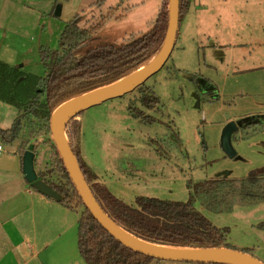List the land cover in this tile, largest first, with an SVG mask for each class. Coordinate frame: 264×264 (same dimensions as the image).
I'll return each mask as SVG.
<instances>
[{"label": "rangeland", "instance_id": "rangeland-1", "mask_svg": "<svg viewBox=\"0 0 264 264\" xmlns=\"http://www.w3.org/2000/svg\"><path fill=\"white\" fill-rule=\"evenodd\" d=\"M163 1L0 0V63L23 77L43 78L40 49L57 50L68 24L84 31L101 25L76 51L83 57L91 48L119 47L150 31ZM180 23L166 67L143 88L158 104L142 106L134 94L64 128L67 144L74 146L93 182L127 207H137L140 197L186 203L200 182L226 178L238 183L264 169V128L236 133L232 144L240 159L228 158L220 145L228 122L264 114V0H193ZM17 115L16 107L0 101L1 130L11 128ZM22 138L10 145L0 142V217L23 200L20 190L13 195L14 187L39 195L22 172L8 179L9 172L20 169ZM34 140L44 142L34 162L39 172L51 163V149L47 137ZM194 205L229 247L264 263V230L257 228L264 222V202H236L222 213ZM65 210V221L43 226L42 243L48 246L32 264H86L77 246L80 210ZM18 221L27 225L26 217ZM40 227L33 225L35 232Z\"/></svg>", "mask_w": 264, "mask_h": 264}, {"label": "trees", "instance_id": "trees-1", "mask_svg": "<svg viewBox=\"0 0 264 264\" xmlns=\"http://www.w3.org/2000/svg\"><path fill=\"white\" fill-rule=\"evenodd\" d=\"M193 0H180L181 22ZM168 0L163 1L150 31L131 39L119 47L111 45L89 49L83 57L75 53L97 34L101 25L81 30L75 22L68 24L58 43L57 50L40 49V61L45 77H23L17 69L0 63V101L18 109L11 128L0 129V142L12 144L20 134L18 146L20 158L27 145L37 137H47L45 145L51 149V163L38 177L69 199L70 209H79L77 222L78 251L86 264H160L137 254L118 243L90 215L68 177L56 149L50 140V118L56 108L63 104L115 86L146 68L159 53L167 31ZM136 98L142 106L152 108L158 104L156 97L139 90ZM252 125L240 131L246 135L256 132ZM26 130V132H25ZM252 132H251V131ZM249 131V132H248ZM236 133L233 135V139ZM80 170L106 214L131 235L157 245L173 248L229 247L222 232L213 226L195 208L199 203L204 209L222 213L231 211L236 202L258 204L264 202V169L252 171L246 179L235 182L226 178L205 180L193 186V193L186 203L167 202L140 197L137 207H127L114 200L98 185L95 178L80 163L79 155L69 145ZM49 178H46V176ZM53 176V178H50ZM56 176V177H55ZM257 228L264 230V222Z\"/></svg>", "mask_w": 264, "mask_h": 264}, {"label": "water", "instance_id": "water-1", "mask_svg": "<svg viewBox=\"0 0 264 264\" xmlns=\"http://www.w3.org/2000/svg\"><path fill=\"white\" fill-rule=\"evenodd\" d=\"M179 2L180 0H168L167 2V31L165 39L155 59L144 68L146 69L145 72L131 81L125 83L127 79L108 88L112 90L102 97L82 103L74 100L56 108L50 118V140L86 210L108 234L128 250L160 262L264 264L248 253L226 247L173 248L149 243L131 235L118 226L102 209L81 172L70 146L65 143L62 137L64 128L69 122L99 108L129 99L166 67L178 35L180 24ZM59 10L60 6L56 8L57 14H59ZM252 125H264V114L239 118L225 125L221 133L220 145L228 158L240 159L232 144L233 135ZM43 143L42 141L34 140L27 145L21 158V172L25 181L36 192L68 207L69 199L38 177L34 162L37 148Z\"/></svg>", "mask_w": 264, "mask_h": 264}, {"label": "crops", "instance_id": "crops-1", "mask_svg": "<svg viewBox=\"0 0 264 264\" xmlns=\"http://www.w3.org/2000/svg\"><path fill=\"white\" fill-rule=\"evenodd\" d=\"M19 172H21V161L19 171L9 172L11 177L8 179H18ZM19 190L23 200L12 204L6 214L0 217V264L34 263L48 246L47 242L42 243L45 240L43 226L65 221L64 211L68 209L67 206L41 194L40 196L37 193L33 194L25 186L14 187L13 195ZM21 217H26L27 225L18 221ZM33 225L41 227L35 232Z\"/></svg>", "mask_w": 264, "mask_h": 264}, {"label": "bare ground", "instance_id": "bare-ground-1", "mask_svg": "<svg viewBox=\"0 0 264 264\" xmlns=\"http://www.w3.org/2000/svg\"><path fill=\"white\" fill-rule=\"evenodd\" d=\"M145 70L146 69H142L134 77H131L130 79L125 81V83L128 82V81L133 80L134 78H136L137 76H139L140 74L145 72ZM111 90L112 89H108V90H105V91H101V92H97V93H94V94H91V95L84 96V97H82L80 99H77L76 102L82 103V102H86V101L92 100V99L97 98V97H102V96L106 95L108 92H110ZM62 137H63L65 143L67 144V140H66V137L64 136V133L62 134Z\"/></svg>", "mask_w": 264, "mask_h": 264}, {"label": "built area", "instance_id": "built-area-1", "mask_svg": "<svg viewBox=\"0 0 264 264\" xmlns=\"http://www.w3.org/2000/svg\"><path fill=\"white\" fill-rule=\"evenodd\" d=\"M19 1H23V2H31V1H41V0H19ZM3 153V148L0 145V155Z\"/></svg>", "mask_w": 264, "mask_h": 264}]
</instances>
